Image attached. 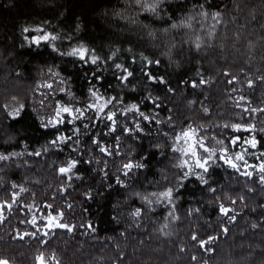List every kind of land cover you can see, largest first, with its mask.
I'll return each mask as SVG.
<instances>
[{
  "label": "trees",
  "instance_id": "obj_1",
  "mask_svg": "<svg viewBox=\"0 0 264 264\" xmlns=\"http://www.w3.org/2000/svg\"><path fill=\"white\" fill-rule=\"evenodd\" d=\"M35 29L58 39L32 46L26 37L41 34ZM53 45L65 52L85 46L101 58L99 67L61 56ZM115 64L133 73L128 83L116 78ZM145 72L164 83L147 80ZM94 76L102 78L101 91L123 101L118 114L137 105L159 123L142 122L131 136L121 124L139 119L135 113L118 115L110 134L101 123L93 138L115 155L102 154L82 135L80 158L92 163H81L79 178L66 182L58 168L71 143L53 148L57 129L44 125L57 103H84ZM245 108L264 109V0H0V154L9 156L0 161V204H12L0 223V258L9 264H39L41 255L44 264H264L258 169L248 178L217 163L206 179L197 178L186 173L176 148L182 132H193L218 155L242 151L228 143L233 136L241 145L255 137L249 163L259 165L264 113ZM251 125L253 132L243 130ZM130 160L142 167L125 177ZM168 188L171 204L161 196ZM221 204L229 216L220 213ZM52 209L63 211L71 232L44 235L42 228L35 238H19L32 232L33 217L44 219Z\"/></svg>",
  "mask_w": 264,
  "mask_h": 264
},
{
  "label": "snow or ice",
  "instance_id": "obj_2",
  "mask_svg": "<svg viewBox=\"0 0 264 264\" xmlns=\"http://www.w3.org/2000/svg\"><path fill=\"white\" fill-rule=\"evenodd\" d=\"M24 31L28 32L29 29L25 28ZM34 31L40 32L41 34L26 37V39L30 40L32 46L39 47L41 43L48 44L58 39V37L55 35H48L44 33L43 29H35ZM51 50L57 52L61 56L76 57L82 63L91 66L99 67V62L101 60V58L97 54L93 53L90 49L86 48L85 46H79L75 49H72V51L70 52H65L53 45ZM147 63H153V61H147ZM115 70L119 73L116 78L120 81L121 84L128 83L129 78L133 75V73L129 71L128 68L120 64H115ZM144 75L149 81H153L155 83H164L163 80H158L157 78L152 76L150 72H145ZM93 79L95 80L96 84L92 86L91 91L84 103H78L77 101H69L67 104L57 103L54 107V111L51 113L49 119L44 125V127L47 128L48 125L51 124L55 129H57L55 138L50 141V144L53 146V148H59L61 151H63L64 148L68 147L69 143H71V152L67 160L63 163L62 166L58 168L59 174L66 182H70L74 178H79L77 175V170L81 163H92L91 160L84 161L80 158L79 154L83 151L81 147L82 142L80 140V137L82 135L91 137L90 142L102 154L106 156L115 155L116 153L112 149H109L106 146H101L102 142L99 137L93 138L96 136L94 129L98 128L101 123L105 125L108 130V133L110 134L116 130L118 115L128 117L129 113H135L136 115H138L139 119H136V116H132L129 120H126L124 123L121 124V126L123 127V131L126 132L129 136H131L133 132L139 133L140 131H142V122L159 123V120L156 117L150 116L146 112L142 111L137 105H132V107L129 108L127 111H124L122 109L118 114L116 109L118 105L123 103V101L120 99L119 96L108 95L107 93L101 91V89L98 87L99 85H101V76H94ZM227 82L233 83V80L230 79ZM201 83H203L202 80L194 82L192 86L197 87ZM251 86L252 82L249 81V87ZM47 87L51 89L52 84H48ZM169 91H171V89H169ZM146 99L151 101L154 107L160 106L158 101L153 99L151 95H149ZM241 100H243V97H241ZM244 111L264 113V109L245 108ZM80 121H83V123H80ZM132 121H134V123ZM65 125L69 126L68 129L61 131V129L64 128ZM224 127L228 128L229 125L225 124ZM231 127L235 131L241 130V126L239 125H232ZM255 127V125L245 126L243 127V130L251 133L253 132ZM260 130L264 131V128ZM189 131L193 130L189 129ZM89 133H91V135H89ZM188 134V132H182V135L185 137H187ZM241 140L242 138L240 136H233L228 141V143L231 144L233 147H241ZM177 142H180L179 137H177ZM243 144H248L249 149L252 150L257 147V141L255 137H251L250 141L249 139H244ZM61 145H63V147H61ZM194 147L199 148L201 151H194L191 153L186 152L185 155L195 157L194 169H198L200 170V172L203 173V179L207 178V174L209 173L213 165L217 163H223L227 164L229 167L248 178H252L253 172L258 169L260 173L259 182L261 184H264V162L260 163L259 165H254L249 163V161L246 160L244 155L242 154H237L232 157L229 154V149H224L223 153L218 155L216 151L212 150L211 144L206 143L202 138H197V143L194 145ZM249 149L244 150L248 152L250 156L254 155V152L250 151ZM172 150L177 151L175 148ZM72 153H77V155H72ZM42 154L43 153L40 152L33 153V155L37 157L41 156ZM260 158L264 160V153H261ZM7 160H9V156L0 154V161ZM3 167V165H0V171L3 170ZM141 167V164L134 163L130 160L123 165L124 171L122 172V175L126 177L133 171L134 168L139 169ZM184 167L186 173L190 174L188 173L186 163ZM249 169H252V171H249ZM197 178L201 177L198 175ZM117 182H120V177L117 178ZM11 187L17 188L18 186L16 184H12ZM19 191L23 193L26 191V189L24 187H19ZM249 191H251V189H249ZM173 192L174 189L168 188L166 192L161 194L162 197L167 198L168 204H171ZM13 201H15V196L13 197ZM231 202L236 203L235 200ZM149 203L151 202L149 201ZM158 203H164V200L160 199ZM45 207L47 208L48 206ZM69 207H71V205H69ZM11 208V203L0 204V223L4 222L5 211H11ZM219 211L224 216H229L231 212V210L228 207H225L223 204H221ZM46 215L48 216V220L42 221L41 223H39V225L36 222L35 217H33V220L29 223L32 224V227L35 229V232H25L20 235L19 238L23 239L25 235H31L33 238H35L39 235L42 228L48 229V231L44 232V235H49L53 231V226L56 229H65L69 232L73 230L74 226L64 220L62 210L56 211L55 209H52L51 212H46ZM132 215L134 217H139L141 215V210L139 208L136 209L132 213ZM169 215H172V212H169ZM21 222L24 223L25 221ZM86 227L88 229H92L93 226L89 224ZM225 231H227V229H225ZM192 239L193 241H196L197 237L193 236ZM37 242L40 243L41 241L38 240ZM37 259L39 261V264H44L45 257L43 255L38 256ZM0 264H9V261L7 259L0 258Z\"/></svg>",
  "mask_w": 264,
  "mask_h": 264
},
{
  "label": "rangeland",
  "instance_id": "obj_3",
  "mask_svg": "<svg viewBox=\"0 0 264 264\" xmlns=\"http://www.w3.org/2000/svg\"><path fill=\"white\" fill-rule=\"evenodd\" d=\"M38 94H44V90L42 89V87L40 88V92L38 91ZM38 103L39 98L36 97L35 99ZM188 136L185 137L182 134L178 135L177 137H179V143L177 142V138H176V148L178 149V151L180 152L181 156H182V167L185 169L184 165L185 163L187 164V169H188V173L193 174L195 176L200 175V170L198 169H194V165H195V157L193 156H186L185 153H191V152H200L201 150L197 147H194V145L197 143V138L195 137V134L193 132H188ZM242 151L241 152H232L229 153L232 157H234L237 154H242L244 155L245 159H247L249 161V154L248 152H246L244 149H249L248 148V144H242L241 145ZM186 171V170H185ZM7 211V210H6ZM6 211H5V216H6ZM36 222L41 223L42 221H46L48 220V216L44 217V219H41L40 217H35ZM33 220V218H32ZM30 220V221H32ZM32 225V224H31ZM53 229H56L53 226ZM32 232H35V229L32 230ZM31 232V233H32ZM42 232V229H41Z\"/></svg>",
  "mask_w": 264,
  "mask_h": 264
}]
</instances>
